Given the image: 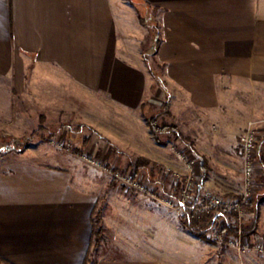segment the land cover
I'll return each mask as SVG.
<instances>
[{
    "label": "crops",
    "instance_id": "obj_1",
    "mask_svg": "<svg viewBox=\"0 0 264 264\" xmlns=\"http://www.w3.org/2000/svg\"><path fill=\"white\" fill-rule=\"evenodd\" d=\"M132 1L0 0V78L17 81L26 70L41 76L50 96L44 105L59 115L62 107L103 109L105 117L90 111L97 119L82 126L126 147L119 133L127 120L141 124L136 113L151 91L141 59L146 33L132 24L133 8L137 18L155 15L162 81L193 123L195 114L221 107L226 86H264V0ZM45 154L28 146L0 159V264H85L88 257V264H264V255L198 238L145 198L123 225L110 207L98 210L93 176ZM259 155L264 160V139ZM98 214L103 228L94 247ZM113 236L124 243L112 245ZM252 237L264 240V200Z\"/></svg>",
    "mask_w": 264,
    "mask_h": 264
},
{
    "label": "rangeland",
    "instance_id": "obj_2",
    "mask_svg": "<svg viewBox=\"0 0 264 264\" xmlns=\"http://www.w3.org/2000/svg\"><path fill=\"white\" fill-rule=\"evenodd\" d=\"M127 1L133 3L132 0ZM131 12L132 24L144 28L141 31L146 33L141 47V59L143 58V67L151 83V91L149 100L145 102V113L141 110L136 113L141 124L127 120L125 123L128 130L125 135L122 131L119 133L122 142H126V147L118 148L112 141L107 140L105 134L96 132L94 128L89 127L90 125L85 127V123L82 126V122L87 119H97L95 115L101 117L100 113L105 117L103 109L97 106L90 109L79 108L83 119L79 118L78 121L77 112L79 111L73 112L72 109L62 107L59 115L58 108L45 106L50 96L48 91L43 90L42 77L31 76L29 70H26V73L17 81L10 77L0 78V159L11 153L18 154L20 150L29 146L45 152L47 158L59 161L73 160L72 163L77 168H81L84 173L95 179L99 198L98 210L106 212V209L110 207L111 211L120 216L119 221L122 224L128 222L127 218L136 212L135 210L140 206V199L143 198L160 207L161 211L164 209L174 213L155 198L160 200L171 196L175 189V175L184 177L186 174L176 155L182 149H190L200 160V176L203 170L202 162H205L207 169L205 189L220 196H238L243 190V159L237 137L248 127H252L260 133L261 145L264 139V86L243 84L236 89L226 86V90L219 93L224 95L220 101L221 107L212 109L209 114L203 113L202 116L195 114V123H193V115L182 110L181 106H176L178 103L174 96L171 97L172 93L166 90L165 84L161 86L155 83L156 79L163 82L162 71L155 59V51L150 48L153 43L151 29L157 25L154 20L155 15L150 12L142 13L137 18L133 8ZM161 88L167 92L168 96L163 94ZM52 96L58 99L55 92ZM65 102L64 97L63 103ZM165 102L168 105V112L160 114L156 122L160 126H176L182 134L181 139L177 140L172 134H164L159 135L156 140L151 132L146 130L145 116L155 115L163 110L162 105ZM77 104L80 106L79 101ZM90 111L95 115H92ZM64 118H70V120L63 123L61 120L63 121ZM42 126L46 130L42 132L41 137L37 131ZM103 126L106 127V124ZM142 127L145 128L147 140L144 139L145 133ZM144 150L148 156L141 155V151ZM81 154L90 155L92 159L106 167L124 171L125 175L129 176L133 175V171L128 169V164L143 159L146 165L144 164L145 168L140 170L136 181L144 183L147 189L152 191L154 198L133 188L124 189L119 182L112 185L111 174L91 166L81 159ZM262 175L263 169L258 174L257 183L258 188L262 186L261 194L264 195V181L260 182ZM116 221L114 228L120 230ZM96 227L103 228V225L96 220ZM117 240L120 238L113 236L111 244L124 243ZM209 244L217 243L209 241ZM91 260L92 262L95 260V255H91ZM196 264H198L197 260Z\"/></svg>",
    "mask_w": 264,
    "mask_h": 264
},
{
    "label": "built area",
    "instance_id": "obj_3",
    "mask_svg": "<svg viewBox=\"0 0 264 264\" xmlns=\"http://www.w3.org/2000/svg\"><path fill=\"white\" fill-rule=\"evenodd\" d=\"M260 133L257 129L248 127L237 137V143L243 159L242 183L243 190L237 197L220 196L199 187L201 163L197 156L190 149H182L176 153L178 160L183 165L186 174L184 177L175 175L174 191L171 196L161 198V204L169 208L178 217L188 211L193 212H214L215 220L206 231V238L219 245H224L242 255L248 252H255L264 255V240L253 239L252 235L244 233V227L249 217L245 204L258 191L257 177L262 171L258 163L260 146ZM81 159L91 166L102 171L109 172L117 183L124 189H136L137 191L154 198L152 191L147 189L142 182H137L135 174L121 175L107 168L99 161L92 159L90 155L81 154ZM231 218L230 220L227 218ZM224 223H228L231 231L224 229Z\"/></svg>",
    "mask_w": 264,
    "mask_h": 264
},
{
    "label": "trees",
    "instance_id": "obj_4",
    "mask_svg": "<svg viewBox=\"0 0 264 264\" xmlns=\"http://www.w3.org/2000/svg\"><path fill=\"white\" fill-rule=\"evenodd\" d=\"M152 36H153V43L152 46L150 48H152L154 51L157 50L158 44H159V31H158V27L157 25L154 26L152 29ZM146 63H148V61L145 59ZM153 74V73H152ZM156 84H159L161 86H164V83L161 82L160 80L156 79L155 80ZM163 91L164 95H167V92L164 91L163 88H161ZM163 110H161L160 112H158L155 115H149L146 116V120H147V125L149 127V130L151 132V134L153 135V137L157 140L159 135H164V134H172L173 136H175V138L181 139L182 134L180 131H178L177 127L174 125H158L157 124V118L159 117L160 114H163L167 111V102H165L163 105ZM142 109H145V106L142 107ZM46 128L45 127H40V129H38V133L39 135L42 137V132H45ZM37 133V134H38ZM35 136V134H34ZM257 161L258 163L262 166L263 168V175L261 177V181H264V160L263 158L259 155L257 157ZM144 164L146 165V162L143 159H138L137 161L133 162V163H129L128 164V169H132V171L135 174V177H137V175L139 174L140 170L145 168ZM108 168V167H107ZM202 175L200 178V183L198 184L199 187H202L204 181L206 180V173H207V169H206V164L205 162H202ZM113 171L118 172L121 175H125L124 171L118 170V169H113ZM113 183L116 184L117 182L112 179ZM261 184V183H260ZM259 184V185H260ZM230 197L235 198L237 197L236 195H230ZM264 200V195L261 194V188H258V191L252 196V198L245 204V209L248 211L249 213V217L247 219V222L245 224L244 227V233L246 235H252L256 232L257 229V224H258V219H259V207L260 204L262 203V201ZM215 214L214 212H193V211H188L186 212L183 216L179 217L180 223L187 228L192 234H194L195 236H197L198 238L204 240V241H208L206 238V231L208 229V227L214 222L215 220ZM227 219H231L230 217ZM100 220V214L97 215V222H99ZM224 229H228L229 231H231V227L229 226V224L224 223ZM101 228L100 227H96V221L94 222V227H93V245L94 247L97 246L99 240L101 239ZM89 257L86 259L85 264L89 263Z\"/></svg>",
    "mask_w": 264,
    "mask_h": 264
}]
</instances>
